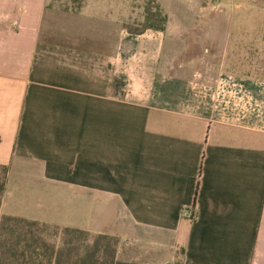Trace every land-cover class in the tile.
Here are the masks:
<instances>
[{
    "label": "crops",
    "instance_id": "obj_1",
    "mask_svg": "<svg viewBox=\"0 0 264 264\" xmlns=\"http://www.w3.org/2000/svg\"><path fill=\"white\" fill-rule=\"evenodd\" d=\"M64 1L0 0V213L123 261L264 264V79L166 65L169 26L129 30L147 0Z\"/></svg>",
    "mask_w": 264,
    "mask_h": 264
},
{
    "label": "rangeland",
    "instance_id": "obj_2",
    "mask_svg": "<svg viewBox=\"0 0 264 264\" xmlns=\"http://www.w3.org/2000/svg\"><path fill=\"white\" fill-rule=\"evenodd\" d=\"M169 9L147 0L132 8L128 23L134 30L157 26L161 21L150 15L158 10L166 15L171 41L166 65H242L244 73L264 79V0H173ZM2 176L0 169V183ZM48 231L50 240L60 244V232ZM131 256L129 248L119 254L120 260Z\"/></svg>",
    "mask_w": 264,
    "mask_h": 264
},
{
    "label": "trees",
    "instance_id": "obj_3",
    "mask_svg": "<svg viewBox=\"0 0 264 264\" xmlns=\"http://www.w3.org/2000/svg\"><path fill=\"white\" fill-rule=\"evenodd\" d=\"M151 12L148 11V17ZM161 25L147 28L165 30L166 15L158 10L150 15ZM3 180L0 183V206L5 191L7 166H0ZM61 236V243L50 240L49 229ZM117 238L105 234H92L76 228H59L56 225L0 213V264H140L118 259ZM179 264V263H175Z\"/></svg>",
    "mask_w": 264,
    "mask_h": 264
}]
</instances>
